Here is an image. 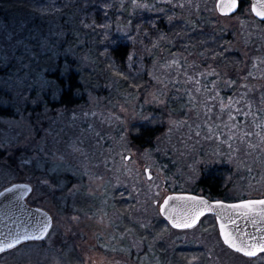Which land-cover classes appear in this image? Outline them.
I'll use <instances>...</instances> for the list:
<instances>
[{
    "label": "rangeland",
    "instance_id": "rangeland-1",
    "mask_svg": "<svg viewBox=\"0 0 264 264\" xmlns=\"http://www.w3.org/2000/svg\"><path fill=\"white\" fill-rule=\"evenodd\" d=\"M199 1L187 4L186 0H146L154 7L135 8L132 0H31L33 5L27 12L0 18L2 101L16 113L0 117V147L6 149L0 158V190L14 182H29L33 191L28 202L53 216V226L44 240L23 242L0 253V264H264V253L250 258L225 246L214 215H206L192 228L163 230L154 221L162 217L156 199L161 197L160 202L174 191L162 189L164 180L153 168L150 154L130 148L120 161L112 160L110 164V154L103 161L99 156L90 159L87 141L78 142L82 151L72 150L67 140L70 133L67 135L59 126L61 120L65 121L63 127L90 125L99 135L122 126L126 130L136 120L154 121L150 105H174L175 101L180 110L174 107L176 110L170 113L184 110L192 115L185 87L172 83L179 76L188 79L183 71L194 76L191 67L201 66L206 58L191 36L201 24L212 23L217 31H231V47H236L246 61L264 57V25H259L250 4L241 12L224 16L216 6L214 10L210 7L209 0ZM180 3L185 7H179ZM104 4L110 7L105 9ZM155 13L166 17L175 14L173 22L181 21V33L179 29L171 34L161 29L152 15ZM82 19L84 24L80 23ZM93 19L96 25L87 27ZM112 33L133 43L129 67L136 74L145 71V82L124 87L109 71L99 56L98 45ZM162 33L167 39L154 46ZM177 40L182 41L179 47ZM205 40L200 38L198 43L204 44ZM173 58L184 65L179 76L176 65L164 67ZM67 60L74 61L78 69L94 73L84 81L89 86L87 101L71 108H52L42 96L43 92H55V79L48 74L58 68V62L62 65ZM257 80L263 87L264 79ZM153 95L159 96L162 103ZM193 96V103L200 102L199 95ZM173 119L175 115L170 114L167 124ZM116 141L121 142H113L111 154L117 150ZM56 164L60 166L53 170ZM147 168L153 173L151 179ZM145 176L155 186L154 195L144 184ZM118 187L130 189L125 197L134 203L119 204L115 196ZM237 190L240 188L234 192ZM177 247L191 249L192 253L175 252Z\"/></svg>",
    "mask_w": 264,
    "mask_h": 264
},
{
    "label": "trees",
    "instance_id": "trees-1",
    "mask_svg": "<svg viewBox=\"0 0 264 264\" xmlns=\"http://www.w3.org/2000/svg\"><path fill=\"white\" fill-rule=\"evenodd\" d=\"M96 1L100 2L102 0ZM197 1L199 0H192L195 3ZM207 2L211 4L210 7L212 6L214 10L216 0H209ZM249 3V0H241L238 12H241ZM32 5L33 2L31 0H0V18L3 19L10 13L16 14L24 10L27 12L28 7ZM99 12L101 11L99 10ZM152 15H155L156 23L164 31L171 34L174 29H179V34L181 33L182 28L179 25L181 21L168 23V17L164 16V14L155 13ZM258 22L259 25H264V22ZM201 25V29H195V33L191 34V36L193 37V42L200 46L206 58L201 66L191 67V73L197 75L201 71H210L212 68L217 69L223 77V80L217 81V86L220 88V94L225 98L232 96L235 99L243 96L244 92L247 91L248 96L237 105L241 110V114L235 116V121H239L240 126H242L244 120L242 112L248 110V127L245 130L251 132L254 130L255 124L260 120V117L254 120L252 112L257 111L259 108H264V105L258 103L261 98L260 94L264 91V86H260L257 80L260 78L264 79L260 75L264 71V62H257L253 58L251 61H246L243 54L236 47H231V41L234 39L231 31H217L212 23ZM200 38L206 39L204 44L198 43ZM102 39L106 40L100 41L101 44L98 45L101 53V55L99 53V56H102L109 71L118 76L124 87H129L131 84L139 85L141 80L145 82L144 78L147 76L145 71L136 74L129 67L133 43L127 40L126 37L113 33L108 39L106 37ZM177 39H180V36ZM177 42V47H179L182 41L177 40ZM105 49L108 51L106 52ZM213 53H223V55H213ZM252 57H256L255 54H252ZM73 62L67 60L62 65L61 62H58V68L48 74L55 79L54 94L49 91L43 92L42 95L48 106L52 108H71L87 101L86 90L89 86L84 81L87 77H93L94 73L90 69H78L76 64L73 66ZM253 64H258V66L253 69ZM3 67V63L0 60V73L4 71ZM120 72L124 73V76H120L118 74ZM248 72H254L255 75L250 76L247 81L238 78L246 75ZM225 73H227L226 76L224 75ZM229 76L237 80L236 85L225 86L227 84V77ZM212 80H216V76H209L206 72L205 77L201 79V83L205 87H209ZM188 82L190 86H187ZM244 83L249 85L248 89L241 87ZM182 84L185 87L184 89L192 90V95H195L197 98L199 95L201 98L199 103L203 104L206 101L207 93L203 90L197 93L195 91L197 85L194 81L185 80V78L179 76L178 81L176 83L173 82L172 86L181 87ZM51 89L52 87H50ZM186 93L188 94L187 91ZM4 95V91L0 87V117H13L16 114L15 109L2 101ZM188 98H190L189 95ZM247 100L252 101V108L250 110L246 108ZM207 102L209 104H216V108L213 109L211 114V120L208 121L209 123L215 121L216 124H219L221 119L228 122L227 110H225L224 115L221 117L218 102ZM177 104L179 103L175 101L174 105H150L148 110L152 112L151 118L154 120L153 122L149 119L136 120L126 130L122 126L120 129L103 131L100 135L90 125H83L81 128H72L71 125L63 127L65 121L61 120L59 126L65 131L64 133H70L67 140L72 150L71 145L73 141L77 144L81 141H87V146L90 147V155L88 154L87 158L90 159L92 157L96 159L99 156V159L103 161L106 154H110V164L114 160L120 161L126 149L135 148L136 150L149 153L150 159L155 162L153 168L156 171L159 170V178L161 177L164 180L162 185L163 190L190 191L206 195L210 198L225 200L263 196L264 144L260 143L259 136L252 135L248 137L253 145H257L254 148L250 147L246 141H240L235 138L229 141L231 147H229V144L222 143L219 136L208 139L207 137L210 134L207 132V124L204 123L207 117L204 116L203 111H201L200 116H197V110L193 107V103L191 105L193 107L192 115H188L184 110L178 114L170 113L173 109L180 110ZM170 114L175 115L176 121L183 120L184 122L168 125L166 118ZM221 130H223L222 125ZM71 133L73 134L72 138ZM224 138L227 139V132H225ZM115 140H120L121 142L118 143L116 141L118 144L117 150L111 154L110 150ZM5 154L6 149L0 147V158L4 157ZM145 178L143 180L145 181L144 184H146L147 190L154 195L156 191L152 180H149L147 176ZM66 179L68 178L66 177ZM236 187L240 188V190L234 192ZM130 191L126 187H118L115 190L116 200L119 204L127 205L131 202L134 203V200L130 201L125 197V194L129 195L131 193ZM160 198H157L156 202ZM154 221H157L158 226L162 227L165 231L171 229V226L160 216L156 217ZM181 248L182 250H180ZM188 250L192 253L191 249H185L184 247H177L175 252L187 253ZM176 256L179 257V254ZM182 262L185 263L186 260Z\"/></svg>",
    "mask_w": 264,
    "mask_h": 264
},
{
    "label": "snow or ice",
    "instance_id": "snow-or-ice-1",
    "mask_svg": "<svg viewBox=\"0 0 264 264\" xmlns=\"http://www.w3.org/2000/svg\"><path fill=\"white\" fill-rule=\"evenodd\" d=\"M187 4H192V0H186ZM132 4L135 8H151L154 7L153 5H150L146 2V0H132ZM195 7V5H193ZM241 6V0H218V8L221 13H224L225 15L233 13L237 9H239ZM77 7H80L77 5ZM103 7L106 9L110 7L108 4H104ZM123 7V4L121 5ZM179 7L183 8L185 7V3H180ZM253 10L256 11L258 16L264 17V0H257V3L252 5ZM81 11H83V8H81ZM85 17H87V13L85 12ZM175 18V14L172 16H168L169 22H173ZM81 24L85 23V20L82 19L80 20ZM188 23H194V21L189 20ZM93 25H96L95 19L92 20L91 24H87V27H93ZM100 27H109V25H100ZM127 25H125V28ZM122 30V29H118ZM167 39L166 34H160L159 39L156 42L157 46L159 44L160 40H165ZM214 39V37H213ZM107 52L108 50L105 49ZM213 55H223V53H213ZM257 62H264V57H256L255 58ZM172 65L177 66V75H180V72L183 71L184 65L180 63L179 59L173 58L171 61H168L167 63L164 64L165 68L171 67ZM191 65H189L190 67ZM258 66V64H253V69H255ZM156 71V66L155 64L153 65V72ZM206 72L209 76L215 75L216 80L210 81V86L205 87L201 83V79L205 77ZM120 76H124V73L120 72L118 73ZM183 75L185 77H188L189 80L194 81L195 84L197 85L195 91L197 93L201 92L203 90L205 93H207V99L206 101L201 104L199 102H196L193 104V101L195 100V97L192 95V90L191 89H185V91L188 92V95L190 97L189 103L193 104V107L197 110L196 115L200 116L201 111H203L204 116L207 117V119L204 120V123L207 124V132L210 134L207 138L212 139L213 137L219 136L220 140L224 144H229V141L232 139H237L240 141H246L250 147H257V145H253L251 143V140L248 139V137L252 135H258L260 138V143L264 144V108H259L257 111L252 112V117L255 120L257 117H260V120L258 123L255 124V128L253 131H246L245 129L248 127V121L247 117L249 116V111L245 110L242 112V116L244 117L243 120V125L240 126L239 121H235V116L237 114H241V110L239 107H237L238 104H240L241 100H243L245 97L248 96V92L245 91L243 96L233 98L232 96L224 97L220 94V88L217 86V81L223 80V77L221 76V73L217 71V69L212 68L210 71L205 70L201 71L197 75L188 76L187 71H183ZM225 76L227 73L224 74ZM255 75L254 72H248L246 75L242 77H238L239 79H242L243 81H247L250 76ZM261 77H264V71L260 73ZM199 77V78H198ZM157 81H159V77H153ZM171 82V81H169ZM237 80L232 79L230 76L227 77V84L225 86H231V85H236ZM241 87L248 89L249 85L247 83H244L241 85ZM159 91V90H158ZM214 93V94H213ZM160 95H163V92H160ZM260 100L259 104L264 105V91L261 92L260 94ZM153 99L156 100L157 102H161L159 100V96L153 95ZM227 100V102H225ZM207 101H216L219 104V110H220V115L221 117L224 115L225 110H227V117H228V122H225L223 119L220 120L219 124H216L215 121L209 123L208 121L211 120V114L213 112V109L216 108V104H209ZM246 108L251 109L252 108V101L247 100L246 103ZM235 109V111H233ZM45 118H47L45 116ZM184 121H176V120H170V123L172 124H177V123H183ZM221 125L223 126V130H221ZM227 132V139L224 138V134ZM74 151H82V149L79 148L76 142H73L71 145ZM229 147L231 145L229 144ZM130 158V157H129ZM62 159V157L60 158ZM42 166V163H41ZM60 165L56 164L54 165L53 170H56ZM153 173L151 169H148L147 171V176L149 179H151ZM43 183L47 184L50 183V181L44 180ZM23 190V191H32V185L25 183L23 185L19 184H13L11 188H5V192H13L14 190ZM4 192H0V196H3ZM23 192L22 191H17V198L22 197ZM172 197H168L167 199L164 200L163 202V209L165 210V215L169 216V219L172 220V222L175 224L177 228H188L194 225L204 214V211H211L212 206L204 200L203 197H195L193 198V201L188 205V213L177 220L175 216H173L171 213L167 211L168 208V201L171 200ZM156 203H160L157 201ZM216 205H220L221 208H218L217 211L220 213L221 217L225 214V210L223 209L224 201H214L213 202ZM254 205H264V200L260 201H251V200H241L239 201L238 204H233L231 205V209H237L241 213H243L245 216H251L256 218L257 222L264 221V208H256ZM229 220L231 221V217H229ZM51 217H47L44 221L38 222L33 229V232L39 233L41 236H45L48 234L49 228L51 227ZM147 225H145L146 227ZM221 228H224L223 222H221ZM29 239V232L28 230H24L22 233L18 234H10L8 238H6L5 241H0V252L4 251L5 249H10L14 245L20 244L21 241H27ZM224 240L231 245V247L236 248L240 252H244L249 256L255 255L257 252H264V237H261L259 241L252 242L251 239H246L242 241H237L235 237H232L227 231H225L224 235Z\"/></svg>",
    "mask_w": 264,
    "mask_h": 264
},
{
    "label": "water",
    "instance_id": "water-1",
    "mask_svg": "<svg viewBox=\"0 0 264 264\" xmlns=\"http://www.w3.org/2000/svg\"><path fill=\"white\" fill-rule=\"evenodd\" d=\"M249 1H250L249 4L251 7V11L254 17H256L259 21L264 22V17L258 16L256 11L253 10L252 8V5L256 4L257 0H249ZM215 6L218 13L224 16L234 15L240 9L239 8L233 13L225 15L224 13H221L219 11L218 0H216ZM127 158H129V156H127ZM148 169L149 168L146 169V172L148 171ZM25 183L31 184L29 182L19 181V182L11 183L0 190V192H4V195L0 196V241H5L6 238L10 236V234L14 235V234L22 233L24 230H28L29 232V239L27 241H42L47 237L53 226V216L47 209L40 206L32 205L28 202L27 199L33 191L32 184H31L32 191L30 192L23 191L22 189L14 190L11 193L5 192V188H11L13 184L23 185ZM17 191L23 192L22 197L17 198ZM168 197H172V199L168 201L167 211L171 213L173 216H175L177 220L184 217L188 213L189 211L188 205L193 201V198L203 197L204 200H206L212 206V210L211 211L205 210L204 214L200 216L199 220L194 225L188 228H192L198 225L206 215H214L220 237L223 243L225 244V246L250 258H254L264 253V252H257L255 255L249 256L246 253L240 252L236 248L231 247V245L224 240L225 231H227L232 237H235L237 241L251 239L252 242H256L259 241L261 237H264V221L257 222L256 218L251 216H245L237 209H231L230 211H228L231 205L238 204L239 201L241 200L260 201V200H264V195L246 197L237 200H225V199L210 198L206 195L190 192V191L169 192L163 197V199L159 203L160 214L170 224L172 228L187 229V228H177L175 224L172 222V220L169 219V216L165 215V210L163 209V202ZM217 200L224 201L223 209L225 210V214L223 215V217H221L220 213L217 211V209L221 208V206L213 203L214 201ZM254 207L259 209V208H264V205H254ZM47 217H51V221H50L51 227L49 228L48 234L45 236H41L39 233L33 232L34 226L38 222L44 221ZM229 217H231V221L229 220ZM221 222H223L224 228H221ZM27 241H21L20 244ZM18 245H14L12 248ZM7 250L9 249H5L4 251Z\"/></svg>",
    "mask_w": 264,
    "mask_h": 264
},
{
    "label": "flooded vegetation",
    "instance_id": "flooded-vegetation-1",
    "mask_svg": "<svg viewBox=\"0 0 264 264\" xmlns=\"http://www.w3.org/2000/svg\"><path fill=\"white\" fill-rule=\"evenodd\" d=\"M250 2V1H249Z\"/></svg>",
    "mask_w": 264,
    "mask_h": 264
}]
</instances>
